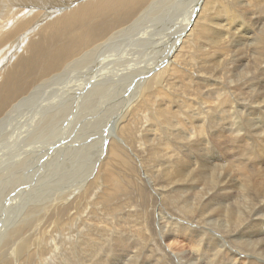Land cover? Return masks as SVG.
<instances>
[{
    "label": "bare ground",
    "instance_id": "bare-ground-1",
    "mask_svg": "<svg viewBox=\"0 0 264 264\" xmlns=\"http://www.w3.org/2000/svg\"><path fill=\"white\" fill-rule=\"evenodd\" d=\"M53 1L0 0V28L10 24L15 14L30 15L35 9H44L45 17L48 10L79 1L43 24L33 39L29 40L30 34L19 41L20 36L16 38L27 26L23 22L15 23L0 35V48L10 42L6 49L0 50V61L11 47L14 50L11 61H2L6 66L2 65L0 71V253H9L12 263L32 247L36 254L47 240L43 242V238H51L54 233L51 230H57L68 220L66 215L72 211V219H77V205L66 203L69 197L75 193L72 197L81 208L80 200L86 198L88 189L98 180L111 184L109 177L99 175H104L108 163L114 158L116 162L121 158L120 151L127 148L117 137L121 135L118 125L125 120L130 123L131 118L141 114L142 103L147 100L144 92L150 84L158 89L154 95L165 96V87L173 92L181 83L185 94L202 95L213 107L202 111L203 125L198 122L202 125L199 131L197 127L194 131L190 113L179 109L172 116L178 135L177 149H181V154L173 153L176 158H171V172L167 173L166 181L177 185L173 197H186L182 206L189 211V192L197 189L192 183L206 182L208 195H212L211 188L217 185L218 197L207 200L206 207L214 205L216 218H224L222 223L213 222L209 215L208 226L212 228H208L213 233L225 230L229 220L233 222L231 225L236 224L241 208L249 210L259 204L252 215L253 223L247 227L252 230L235 231L230 245L225 244L222 252L216 250L217 240L209 236L204 250L208 253L205 264H242L241 259L243 264H264V214H257L264 202V0L257 4L256 0H150L130 22L127 14L140 8L145 0ZM207 10L212 15L204 16ZM250 10L252 16L260 14L254 31L248 25L250 29L245 26L244 32L237 31V37L232 34L228 39L231 34L228 26L234 28L232 24ZM201 21L206 24L201 25ZM243 23L241 20L240 25ZM194 28L191 43L187 39L192 34L188 36L186 32ZM247 30L252 34L246 33ZM204 49L217 54H227L230 49V74L214 72L203 78L201 74L189 73L185 80L186 74L181 73L190 60L185 59L183 52L202 58L200 52ZM126 88L130 92L126 99L113 102L115 94L120 95ZM117 111L121 112L116 114ZM153 119L160 124V119L155 116ZM218 120L223 123L216 128ZM103 132H108L111 138L101 161ZM202 134L210 144L209 151L224 146L237 157L236 162L229 156L231 163H224L226 168L215 163L209 167L207 161L195 157L194 148L204 143ZM80 140L85 141L78 144ZM91 174L93 181L89 187L86 185L87 191L77 195L82 189L80 183ZM69 181L72 185L65 188ZM172 226L166 237L182 235L192 240L186 227L176 223ZM134 255L127 253L126 264H135Z\"/></svg>",
    "mask_w": 264,
    "mask_h": 264
},
{
    "label": "rangeland",
    "instance_id": "rangeland-1",
    "mask_svg": "<svg viewBox=\"0 0 264 264\" xmlns=\"http://www.w3.org/2000/svg\"><path fill=\"white\" fill-rule=\"evenodd\" d=\"M82 1L83 0H80V2ZM257 1L263 0H256L255 4H257ZM149 2L150 0H145L140 8H137L128 13L127 21L130 22L136 19L140 14L141 8L145 7L147 4H149ZM52 3H54L53 0ZM76 3L71 4V6L68 5L66 7L58 8L54 11L48 10V13L45 17H43L46 13L44 9H35L32 13H30V15L28 13L27 15L21 13L15 14L14 20L10 24H8L5 28H0V35L7 32V29L10 30L12 25L14 27L15 23L23 22V24L27 26H25L22 32L15 35L16 38L20 36L18 38L19 41V39L31 35L29 40L33 39L37 34L36 31L38 32V29L40 30L43 24L50 21L52 18H54V16L56 17V15L62 13L70 7H73ZM144 4L145 6H143ZM216 6L217 5H214V8ZM252 10L248 11L236 23H231L234 28L228 26V33H231L228 35V39L231 38L232 34V36L237 37L240 33L244 32V30L246 29L245 26L249 29L251 26V30L254 31L253 29L257 27L256 18H258L259 21L260 17H258V15L260 14H255V16H252L250 15V12ZM136 11L137 14H134ZM209 11L210 10H207V12L204 11L203 15H212V11H210L211 13H209ZM241 20H244L245 22L242 25H240ZM200 24L205 25L206 21H201ZM28 28L29 30H27ZM195 29L196 28H194L193 31L186 32L188 36L192 34V37H187V40H194L193 35L195 34ZM251 30H247L246 33L252 34ZM258 30L260 29L257 28V31ZM237 31H240L238 32L239 34L237 33ZM254 35L257 37L258 32H255ZM12 40L14 41L15 38ZM9 43L10 42L4 43L1 47L2 49L0 48V50L6 49ZM244 44L246 43L244 42ZM186 50L183 53L184 56H186L185 59L190 60V63H188V67H186V70L181 73L186 74L185 80L189 73L201 74L203 78L209 77L214 72L230 74V71L228 70L229 66H232V62L230 59L232 58V55H230V49L229 53L227 54H217L215 51H212V49H204V51L200 52V56L202 58L196 56L189 57ZM8 53V55H6V57L4 59L2 58L0 61V71L2 70L3 66H6L4 65L5 63L11 61V58L14 55V50L12 47ZM3 60L5 63L2 62ZM140 77L142 78L143 75H141ZM171 84L172 88L176 87L173 83V80L171 81ZM181 85V83H178L177 88L174 89L173 92L172 89H168L167 87H165L167 91V93L165 92L166 95L164 94L165 96H162V94L158 96V94L154 95L156 91H158V89L150 84L149 90H146L144 92V98H147V100L142 103L143 109L141 114L137 117L135 116L134 118H131V124L128 123V120H125L122 121V125H118L117 131H119V129L121 128V135L118 134L117 137L125 142V147L127 148L122 149L121 146L118 145L123 150L119 153L121 158L116 159L117 163L115 162V158L110 161L108 163V171L102 176L99 175V177L101 178L109 177L113 187H111V184L103 182L99 183L98 180L93 186L94 188L92 187L88 189L89 184L91 183V181H93L91 179L93 173L88 179L84 178L81 182L82 184L80 183L79 186V188L82 189L78 188L79 194L77 195L86 192L88 189L87 196L84 199L86 200V202L84 200H80V204L82 207L79 208L78 201L73 199L75 197V193L74 195H71L68 199V202H66L68 204L77 205V219H72L74 218V213L71 211L68 215L65 216V218H67L68 220H66V222H62L60 228H58L57 230H51L54 232L52 233L51 238H43V242L45 241V239L47 240L42 244L41 247H39L40 249H38V253L35 254L34 247H32L28 252H25L26 254L23 253L15 262L12 263L10 260L11 258L8 257L9 253L4 254L1 252L0 264H126V256L129 251L131 252V255H134L133 253H135L134 256L137 259L135 264H150L149 262H151V264H205L208 260V253L205 252V244L209 236L217 240L216 250L221 251L222 249H224L223 246L225 244L230 245V241L234 237L233 235L236 234L234 233L235 231L252 230L247 227H249L253 223L252 215H255L253 214L254 210L259 204L249 210L241 208V213L239 214L236 224L231 225L233 222H231L229 220L230 217H228L226 222L229 220L227 222L229 225L227 224L225 230H213L215 233L211 232L212 230L208 228L210 226H208V223H211L210 221L222 223V220L224 218L222 217V220H218L216 218L217 213L214 210V205L209 208L206 207L207 200L217 199V185L211 188L213 191L212 195H208L209 193L206 190L207 188L205 187L206 182L202 184L192 183V185H197V189H195V191L189 192V195L191 197L189 198L191 199V208L189 209V211H187L185 207L182 206V202L186 197H183L184 199H174L173 197V191L176 189L177 185H172L173 183H169L168 181H166V179L167 173L171 172L170 168H172L173 161L171 158L175 156L173 155V153L179 155V151H181V149H177L179 144H177L176 137L178 135L176 132H174L173 129V127L175 126V123L173 122L175 121L172 119V116L176 115V113L179 112V109L183 110L188 115L190 113V116L193 118L195 124L194 131L196 127L198 128L196 129V131H199L201 129L200 127H202L203 125L200 122L203 118L202 111H206L208 108L213 107V104L209 103L210 100L204 98V96L202 95L199 97H190L185 94V88ZM124 90L126 91H123V93H121L120 95L115 94L113 102L126 99L130 92L127 91V88ZM203 91L204 89L202 90V92ZM180 105H182V108L180 107ZM185 105H188V107H186ZM121 108L122 105L120 106V109ZM118 112L121 111H117L116 114H118ZM157 114L159 116H157ZM153 116L160 119V124H156ZM198 122H200L202 125ZM219 123L222 124L223 122L219 121L216 125V128L217 126L218 128L219 126L221 127V124ZM106 129L107 128H105L104 131H106ZM223 130H225V125L223 126ZM103 134L104 138L101 137V141L103 142L101 144L102 154L99 156L101 157V161L106 155V147H108V142L110 141L109 138H111L108 137V132H103ZM192 134H194V132ZM202 135V140H204V143H202L199 148H194V150L197 151H194L196 153L194 155L195 157H197L199 160H204V162L207 161L209 167L214 163V165L216 166H219V164L221 166H226L227 163H231L229 156L233 157L234 162H236L237 157L233 156V152L231 150L227 151L224 146H222V148L214 147V151H209L211 149L209 147L210 144H208V140L207 138H205L206 136L204 134ZM98 136L99 134H97V137ZM84 141L85 140H80L79 142L77 141V143L82 144ZM173 145L174 147L172 148ZM119 147L116 148L119 149ZM201 147L203 148L201 149ZM229 147L231 148L230 144ZM214 156L215 159L213 158ZM209 161L211 162L209 163ZM234 173H232L231 176H234ZM210 176L211 174L208 176V178H210ZM71 182L72 181H69L65 188H68L70 185H72ZM185 185L187 184L185 183ZM73 189L74 187L71 188V190ZM65 190L67 189H64L63 191ZM192 193L194 194V197L192 196ZM66 203L64 204L66 205ZM230 203L231 202L226 204V206L230 205ZM219 204L221 205V203ZM261 204L262 208L258 210L257 214L260 212H263L264 214V202ZM65 205H63V207ZM209 215L210 221L208 220ZM162 217L167 218L166 220L165 218L162 220ZM239 218L242 221L239 220ZM173 223H176L177 226L179 224V226L181 227L182 225L184 228L186 227L187 233L191 235L190 239L192 238V240L188 241V237H183L182 235L178 236V234V237H166V235L173 228ZM187 223L189 225H187ZM166 224H169L170 226H167ZM196 227L198 229H196ZM203 230H205V232ZM29 237V240H31L32 237ZM200 242H202V244ZM120 244H123L124 247H119ZM198 245H200L202 248ZM196 247L198 248V251L196 250ZM200 248L201 250H199ZM125 249L127 250V252ZM178 251H180V253H178ZM188 255H192L193 257L190 259L188 258L187 260L186 257ZM199 255L200 257H198ZM196 257H198L200 260ZM176 258L178 261L176 260ZM239 263L243 264V260H239Z\"/></svg>",
    "mask_w": 264,
    "mask_h": 264
}]
</instances>
